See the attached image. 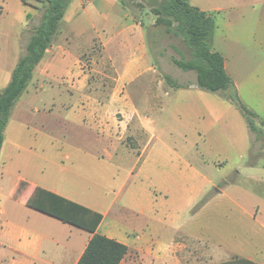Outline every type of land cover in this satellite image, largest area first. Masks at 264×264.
<instances>
[{"label": "crops", "instance_id": "1", "mask_svg": "<svg viewBox=\"0 0 264 264\" xmlns=\"http://www.w3.org/2000/svg\"><path fill=\"white\" fill-rule=\"evenodd\" d=\"M9 3L10 0H0L5 13L9 11ZM245 3L252 6L256 3L259 8H264V0H217L215 5L199 8L215 17L217 31L223 26L225 32L221 38L237 43L244 36H237L233 31L234 17L237 14L244 16L242 6ZM28 4L17 0L16 9L11 10L9 29L13 32L15 48L4 59L7 65L0 69V89L10 81L14 67L26 50L30 32L42 19L39 5ZM129 9L122 0H71L51 46L35 68L26 91L16 102L0 154V264H77L94 234L79 223L82 211L78 206L102 215L95 233L128 247L120 264H220L236 258L264 264V258L258 260L254 245L251 248L250 243L235 238L237 223L261 224L264 228L261 206L248 196L240 199L232 193L235 180L225 182L229 189L221 184L226 179L219 182L205 179L209 186L185 184L179 188L190 198L177 201L171 186L154 181L158 170H154L153 175L148 173L149 140L144 142V135H139V131H147L145 116L128 89L144 77L148 84L153 83L156 65L150 55L146 28ZM257 16L258 26L251 31L249 39L263 60L255 66L254 73L239 75L228 56L221 50L215 51L224 56L226 71L242 101L264 120V12ZM217 36L215 33L214 39ZM84 57L98 68L103 65L116 68L115 80L120 87L111 91V95H121L123 120L113 118L109 105L92 103L88 99L86 83L90 73L84 68ZM175 89L188 92L200 88L195 79L189 87ZM46 91H51L52 96L48 110L33 104L35 98ZM55 100L59 103L57 108ZM55 109L63 112L62 120L84 124L85 141L106 144L107 150L111 149L106 151L111 161L116 159L121 147L126 148L124 152L136 156L113 198L108 196V186L101 179L98 182L103 185H100L101 189H92L99 191L100 196L91 198L78 192L72 176H90L80 169L67 174L62 183L31 181L24 174L13 171L15 149L56 135L58 129L54 126L45 128L41 120L43 114L52 115ZM130 134H136V142L140 145L136 149L125 142ZM210 186L219 191H215L200 209L193 211ZM221 194L227 196L228 201L219 199ZM42 204L47 208L62 205L63 210L58 215L43 208ZM233 205L242 215V221L236 213L228 211ZM225 254L228 257L221 258Z\"/></svg>", "mask_w": 264, "mask_h": 264}, {"label": "rangeland", "instance_id": "2", "mask_svg": "<svg viewBox=\"0 0 264 264\" xmlns=\"http://www.w3.org/2000/svg\"><path fill=\"white\" fill-rule=\"evenodd\" d=\"M189 1L198 7L217 3V0ZM125 2L129 5L131 15L146 28L150 55L156 65V79L153 83L151 81L148 84L144 77L128 89L133 101L139 105L145 116L144 125L147 131L141 133L139 131V135H144V142L149 140L147 153L151 161L148 173L153 175L158 170L159 174L153 177L154 181L157 184L171 186L172 195L177 201L190 198L188 193H183L179 188L185 184L194 187L197 183L209 186L205 179L216 182L226 179L221 183L225 186V182L235 180L236 186L232 192L234 196L240 199L248 196L251 201L261 206L264 217V125L258 122V132L250 130L244 116L230 98L237 93L234 87L220 93L202 89L188 92L175 89L176 87L171 85L165 75H171L179 83L187 84L195 81L196 73L185 71L172 61L173 58H191V51L183 37L168 31L163 24L155 25L157 16L154 14V9L161 8L166 0H125ZM30 3L39 5V16H43L46 6L44 0H33L28 5ZM250 4L245 3V6H242L244 16L237 14L234 17L236 26L233 27V31L237 36H244V38L240 37V42L234 43L233 40L221 38L225 32L223 26L221 31L215 28L218 36L213 38L212 49L224 52L239 75L254 73L263 60L259 52L250 44L249 35L258 26L256 18L264 12V8H259L256 3L254 6ZM16 7L17 0H10L9 11L5 13L2 7L3 11L0 13V69L7 65L4 59L15 48L13 32L9 29V19L12 20L11 10ZM14 33H16L15 27ZM80 36L81 34L78 35ZM77 39L83 41L82 38ZM84 58V68L90 73L86 83L90 94L88 99L92 103L109 105L113 118L117 121L123 120V114L120 112L121 95H111V91L114 92L120 87V83L115 80L116 68L112 65L98 68L89 63L87 57ZM50 94L51 91L44 92L35 98L33 104L48 110L47 106L52 102ZM54 103V106L58 107L60 98L59 103L57 100ZM53 113L54 116L42 112L44 117L42 116L41 120L45 128L54 126L55 130L58 129L56 135L15 149L13 171L24 174L31 181L62 183L67 174L71 175L73 170L80 169L90 176H72L76 181L75 188L78 192L86 197H98L100 192L92 189L96 187L101 189L100 185L103 182L108 186L106 191L108 196L113 198L125 175L130 171L136 156L128 151L129 154L124 152L123 149L126 148L121 147L123 149L118 151L116 159L111 161L106 155V151L111 149L107 150L106 144H91L85 141L84 124L76 121L71 123L69 119V121L62 120L60 117L63 112H59V109L53 110ZM55 115H58V118ZM125 142L133 149L140 146L136 142V134L128 135ZM100 179L102 181L98 183ZM225 187L228 188V185ZM216 189L219 191V188L210 186L208 193L200 201L205 197L209 199L215 194ZM219 199L228 201V197L222 194L219 195ZM228 211L236 213L241 221L243 220L234 205L233 209L231 207ZM235 236L245 244L250 243L251 248L254 245L258 252V260L264 258V228L261 224L237 223ZM227 257V254L221 256L225 259Z\"/></svg>", "mask_w": 264, "mask_h": 264}, {"label": "trees", "instance_id": "3", "mask_svg": "<svg viewBox=\"0 0 264 264\" xmlns=\"http://www.w3.org/2000/svg\"><path fill=\"white\" fill-rule=\"evenodd\" d=\"M23 1L27 4L25 0ZM44 2L46 6L40 24L34 28L25 53L21 55L12 71L10 81L0 89V154L12 110L31 82L35 68L51 46L65 9L71 0H44ZM122 2L129 7L125 0ZM2 11V6H0V13ZM154 14L157 16L155 25L163 24L168 31H173L176 35L183 37L191 51V58H173L172 61L179 68L196 73L198 88L218 93L233 88L232 78L225 68L224 56L212 49L216 20L211 13L192 5L189 0H166L161 8L154 9ZM165 78L176 88L190 85V83H179L171 75H165ZM230 98L244 116L250 130L258 132L259 127L256 120L262 125H264V120L242 101L238 93ZM207 200V197L202 199L193 211L200 209ZM57 206L47 208L42 204L43 208L60 215L63 207L62 205ZM78 207L82 211L79 223L89 228L94 234L77 264H120L128 253V247L115 239L95 233L102 215L82 206ZM220 264L257 263L244 258H236Z\"/></svg>", "mask_w": 264, "mask_h": 264}, {"label": "built area", "instance_id": "4", "mask_svg": "<svg viewBox=\"0 0 264 264\" xmlns=\"http://www.w3.org/2000/svg\"><path fill=\"white\" fill-rule=\"evenodd\" d=\"M27 3H29V2H31V1H33V0H25Z\"/></svg>", "mask_w": 264, "mask_h": 264}, {"label": "water", "instance_id": "5", "mask_svg": "<svg viewBox=\"0 0 264 264\" xmlns=\"http://www.w3.org/2000/svg\"><path fill=\"white\" fill-rule=\"evenodd\" d=\"M217 190V189H216Z\"/></svg>", "mask_w": 264, "mask_h": 264}]
</instances>
